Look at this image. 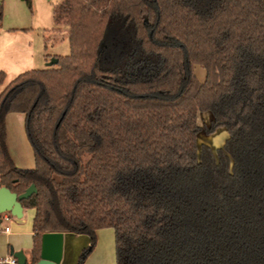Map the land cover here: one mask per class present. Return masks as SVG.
I'll return each mask as SVG.
<instances>
[{"label":"trees","instance_id":"obj_1","mask_svg":"<svg viewBox=\"0 0 264 264\" xmlns=\"http://www.w3.org/2000/svg\"><path fill=\"white\" fill-rule=\"evenodd\" d=\"M54 18L69 54L0 92V188L36 189L30 264L47 233L88 236L83 264L104 229L116 264H264V0H61ZM199 113L220 149L198 147Z\"/></svg>","mask_w":264,"mask_h":264},{"label":"rangeland","instance_id":"obj_2","mask_svg":"<svg viewBox=\"0 0 264 264\" xmlns=\"http://www.w3.org/2000/svg\"><path fill=\"white\" fill-rule=\"evenodd\" d=\"M60 2L61 0H31V8L29 9L27 5L20 0H3V17L0 22V35H2L4 39L3 42L11 41L12 43L9 44L10 47L8 48L9 50L11 49L13 53V55L10 56L11 58L20 59L16 54L21 52V48L30 47V50L26 52V57L30 61H33L36 67H32L26 70V72L45 69L46 64L51 60V58H45V56L64 57L69 54L65 20L61 19L59 22L54 18V9ZM24 55L25 54H22L21 56ZM22 73H24V71ZM22 73L20 71H16V73H5L6 80L4 85L0 87V92L9 82ZM194 73L200 81L204 80V70L194 67ZM14 117L22 118L23 116L14 115ZM211 119L210 113L197 114V124L200 128L197 137V145L198 147L205 145L212 151H215L223 146L227 139V133L225 129H218L212 135H208L206 129L209 127ZM30 216L31 211H28L24 219L26 220ZM8 223L9 222H3L2 225H0V230ZM103 241H105V239L101 240L102 245L97 246L94 254H89L90 258H88L91 259L90 261L93 263H97L101 257H105L108 260L111 254L110 245Z\"/></svg>","mask_w":264,"mask_h":264},{"label":"crops","instance_id":"obj_3","mask_svg":"<svg viewBox=\"0 0 264 264\" xmlns=\"http://www.w3.org/2000/svg\"><path fill=\"white\" fill-rule=\"evenodd\" d=\"M3 40L4 39L2 38V35H0V71H4L5 73L8 72L16 73V71H20L22 73L23 71L26 72V70H29L32 67H36L33 61H30L26 57V52L30 50V47L21 48L20 50L21 52H18V54H16L17 56L20 57V59H14L10 57L13 55L11 49L10 50L8 49L10 47L9 44H12L11 41L3 42ZM22 54L25 55L21 56ZM7 57H9L10 59ZM14 115H21V114H9L5 117L7 152L13 165L16 168L22 170H32L34 168V156H33L32 148L25 134V128H24L25 117L23 115H21L23 116L22 118L14 117ZM28 211H31V216L25 220L24 218ZM33 217H34L33 210L24 209L23 217L21 220H16L12 218L8 224L3 226V228L8 227L10 231L8 234L0 231V258L10 256V249H13V252H18V251L23 252V254L27 259V264H30L29 253L33 247V242H32ZM2 223L3 222L0 221V225H2ZM63 235H64V249H63V259L61 264H77L82 251L89 246L90 239L88 236H84V235H79V236L73 234H63ZM95 239H96L95 247L93 248L91 254L92 253L94 254L97 246L102 245L101 244L102 239H105V241L103 242H106L110 245L111 254L108 260L105 257H101L99 258L100 260L97 263L96 262L93 263L92 261H90L91 259H89L90 257L88 256L89 258L87 257L86 260L83 262V264H116L115 250H114V231L112 229L99 230L95 233Z\"/></svg>","mask_w":264,"mask_h":264},{"label":"water","instance_id":"obj_4","mask_svg":"<svg viewBox=\"0 0 264 264\" xmlns=\"http://www.w3.org/2000/svg\"><path fill=\"white\" fill-rule=\"evenodd\" d=\"M56 64V60L46 64L51 67ZM36 193L34 185H31L23 194L16 195L6 188H0V214L8 213L11 218L21 220L23 217V208L21 202L28 199ZM64 235L62 233H47L42 235L40 244L39 261L36 264H61L63 259ZM10 256L17 264H27V259L23 252H13L10 249Z\"/></svg>","mask_w":264,"mask_h":264},{"label":"built area","instance_id":"obj_5","mask_svg":"<svg viewBox=\"0 0 264 264\" xmlns=\"http://www.w3.org/2000/svg\"><path fill=\"white\" fill-rule=\"evenodd\" d=\"M11 219L12 218L8 213L0 214L1 222H9ZM0 231L8 234L10 229L8 227H5ZM0 264H17V261L13 257L7 256V257L0 258Z\"/></svg>","mask_w":264,"mask_h":264}]
</instances>
